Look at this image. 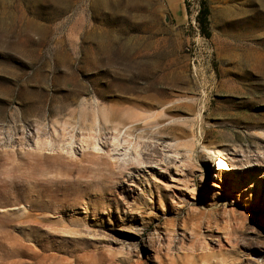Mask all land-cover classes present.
I'll list each match as a JSON object with an SVG mask.
<instances>
[{
    "label": "rangeland",
    "instance_id": "rangeland-1",
    "mask_svg": "<svg viewBox=\"0 0 264 264\" xmlns=\"http://www.w3.org/2000/svg\"><path fill=\"white\" fill-rule=\"evenodd\" d=\"M32 256L264 264V0H0V264Z\"/></svg>",
    "mask_w": 264,
    "mask_h": 264
},
{
    "label": "bare ground",
    "instance_id": "bare-ground-1",
    "mask_svg": "<svg viewBox=\"0 0 264 264\" xmlns=\"http://www.w3.org/2000/svg\"><path fill=\"white\" fill-rule=\"evenodd\" d=\"M102 46H103V50H109V46H107L106 44H102ZM121 108V107H120ZM119 112H117V111H115V110H103V116H104V123H107V122H116L117 120H123V121H127V119L129 120H132V121H134V122H136V121H138V120H142V118H140V117H138V116H136V115H133V114H130V113H124V114H118ZM98 119H100V118H95V122H94V124L89 128V126H88V128H89V130L87 131V140L86 141H88V144H87V146H86V148H89V149H91V150H97V151H99L101 148H100V141H99V137L102 135V130H101V125L98 123ZM125 119V120H124ZM118 122V121H117ZM117 124V125H116ZM115 125L113 124V126H112V129L114 130V136H113V143H117L118 141H119V143L121 142L120 141V134H121V130H120V128H119V124L120 123H116ZM63 128V127H62ZM76 128V127H75ZM63 130V129H62ZM65 130V129H64ZM123 131V130H122ZM126 133H127V130L125 131ZM62 133H64V132H62ZM64 135V137H65V135L66 134H63ZM61 136V135H60ZM59 137V136H58ZM62 139V138H61ZM49 140V139H48ZM63 140H65V139H63ZM83 140V139H82ZM122 140V139H121ZM69 142V149H73L72 148V144H73V142L72 141H68ZM123 142V141H122ZM127 142V141H126ZM118 144V143H117ZM60 145V144H59ZM57 146V145H56ZM138 143H137V145L135 146V149L134 150H136V152L139 150V149H137L138 147ZM66 148H68V147H66ZM134 148V147H133ZM205 148V147H204ZM69 149L67 150L68 152H72V151H69ZM205 149H208V148H205ZM54 150V149H53ZM213 150H211V149H209L208 150V153H211ZM138 153H139V151H138ZM218 154H219V158H217L216 159V162H215V165L217 166V171L219 172V174L218 175H223L225 172H226V170L230 167V163L228 162L229 160H230V157H229V155H228V153H227V150L226 149H218ZM178 156H179V154H177ZM136 157H138L137 155L134 157V158H136ZM138 161V160H137ZM42 220L43 219H41L40 220V222H42ZM30 226V228H33V229H35L36 227H38V225L37 224H34V223H32V224H30L29 225ZM34 232V231H33ZM32 237H34L35 238V240L36 241H38L39 243H41L44 239H45V237L44 236H40V235H38V234H34L33 233V235H32ZM42 244V243H41ZM43 249L44 250H47L46 248H44V245H43ZM53 249H55V248H53ZM57 250L59 249L58 247L56 248ZM20 252V251H19ZM22 252H20L19 254L20 255H22L21 254ZM19 254H17V255H19ZM44 253H40V252H38V255H43ZM37 254L35 255V256H37V257H39ZM35 256H32V261H30V262H27V264H46V261H45V258H40V259H36V260H34V258H35ZM46 256V255H45ZM45 256H43V257H45ZM20 260V259H19ZM23 262V261H22ZM24 264V263H23ZM48 264V263H47ZM135 264H140L139 262L137 263H135Z\"/></svg>",
    "mask_w": 264,
    "mask_h": 264
},
{
    "label": "trees",
    "instance_id": "trees-1",
    "mask_svg": "<svg viewBox=\"0 0 264 264\" xmlns=\"http://www.w3.org/2000/svg\"><path fill=\"white\" fill-rule=\"evenodd\" d=\"M209 14H210L209 7L205 2H203L202 6L200 8L197 20L201 26V30H202L203 34L207 37L210 36V31L208 30Z\"/></svg>",
    "mask_w": 264,
    "mask_h": 264
},
{
    "label": "water",
    "instance_id": "water-1",
    "mask_svg": "<svg viewBox=\"0 0 264 264\" xmlns=\"http://www.w3.org/2000/svg\"><path fill=\"white\" fill-rule=\"evenodd\" d=\"M166 20L168 21V18H166Z\"/></svg>",
    "mask_w": 264,
    "mask_h": 264
},
{
    "label": "crops",
    "instance_id": "crops-1",
    "mask_svg": "<svg viewBox=\"0 0 264 264\" xmlns=\"http://www.w3.org/2000/svg\"><path fill=\"white\" fill-rule=\"evenodd\" d=\"M153 123H154V120H153ZM188 147V146H187Z\"/></svg>",
    "mask_w": 264,
    "mask_h": 264
}]
</instances>
